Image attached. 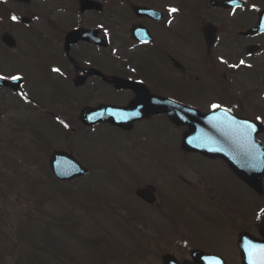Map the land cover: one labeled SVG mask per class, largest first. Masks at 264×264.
I'll return each mask as SVG.
<instances>
[{
	"label": "rangeland",
	"instance_id": "rangeland-1",
	"mask_svg": "<svg viewBox=\"0 0 264 264\" xmlns=\"http://www.w3.org/2000/svg\"><path fill=\"white\" fill-rule=\"evenodd\" d=\"M0 1L18 15L8 25L0 14V75L24 78L17 92L0 88V235H6L0 246L16 240L26 227L37 239V246L29 249L38 252L33 258L37 264H161L166 253L191 260L194 249L243 264L237 247L242 230L236 224L244 222L243 231L261 237L264 199L222 159L184 151L181 141L188 127L173 124L165 115L138 122L127 133L108 124L92 128L81 123L85 107L125 106L135 94L94 82L78 89L69 82L77 63L83 68L100 63L101 70L118 77L139 70L151 92L163 89L147 51L131 39L128 4L100 0V11L80 14L69 7V0ZM211 1L131 0V5L164 11L168 25L161 32H178L184 38L183 64L200 82L197 92L185 94L182 102L208 112L220 104L216 94L226 89L239 99L248 94L243 108L225 94L223 106L264 124V34L248 38L241 33L256 25L264 0H243L240 9L212 7ZM170 8L178 11L170 13ZM80 22L84 31L96 28L108 43L98 47L80 42L70 53L81 57L69 64L64 40ZM208 22L218 30L210 49L203 37ZM4 32L15 37L14 50L2 44ZM253 44L259 50L250 55L247 48ZM207 57L215 63L207 64ZM164 74L173 78L169 71ZM54 112L66 119L68 140L51 116ZM41 137L46 148L39 151ZM258 140L264 144V132ZM53 150L74 153L88 173L64 183L52 178L48 159ZM147 185L155 187L160 208L136 196L135 190ZM176 229L181 232L176 234ZM10 250L4 259L13 264L17 250Z\"/></svg>",
	"mask_w": 264,
	"mask_h": 264
},
{
	"label": "water",
	"instance_id": "water-1",
	"mask_svg": "<svg viewBox=\"0 0 264 264\" xmlns=\"http://www.w3.org/2000/svg\"><path fill=\"white\" fill-rule=\"evenodd\" d=\"M91 1H85L83 3V11H87L91 8L100 9V5H90ZM216 5L223 6H236L237 3L228 5L226 0H218L213 2ZM135 12L138 15H153L156 11L148 9L147 7L133 6ZM258 24L245 32V35H258L264 32V9L259 13ZM142 30L141 27L133 28L132 34L135 37H141L139 32ZM81 28L78 31L72 32L68 35L66 39V49L69 50V47L72 44L78 43L79 40L92 41L98 45H105L106 41L103 39L99 40L97 37V31L90 30L85 34H81ZM216 28L214 25L209 24L204 30V37L206 39L208 47L212 46L216 40ZM2 42L5 45H8L11 49H14L16 46L15 38L9 34L4 33L2 36ZM258 47L253 46L248 49L249 52L253 53L257 50ZM92 73L99 74L98 72L91 70L88 73V76H91ZM110 83H112L118 90H133L136 94V97L129 103V106L119 107V106H110L104 105L100 108H86L82 112V121L90 126L95 124L108 122L113 126L121 127L124 130L132 129L134 122L140 119L148 118L151 114L166 113L172 119V121L177 125H187L189 131L184 134L182 141V146L186 151L189 152H199L206 156L214 157L220 156L231 165L232 169L247 185L251 186L256 190L258 194L264 195V186H262V179L264 178V164L260 163L261 159H264V145L257 140L258 134L262 133L264 126L259 123L249 119H242L236 115H233L231 112L228 114L230 117H234L237 121H249L256 125V131L252 133L251 140L252 145L248 147L251 148L253 156L255 159L247 158L244 156L245 146H242V142L236 135H229L225 130H217L210 123V118L215 116H223L225 109H216L212 113L206 114L200 112L193 107H188L183 104L176 103L172 100H168L161 96H155L149 92L147 87L142 83L137 81H131L127 79H122L119 77H113L111 80L104 77ZM87 76H81L76 79V85L81 87L85 83ZM23 83V78L20 81L13 80H0L1 87H10L17 91ZM117 113V115H113ZM138 113V115L136 114ZM93 117L88 119L87 117ZM197 137H204L206 139L197 140ZM210 138V139H209ZM50 167L52 173L56 177L64 181H72L76 177L85 176L87 173V168L78 161L75 156L66 151H55L50 157ZM154 190V189H153ZM138 197H141L145 201L151 203L154 202L155 197L152 192L147 191V189L140 188L136 190ZM251 244H264V232L263 239L256 240L251 235L247 233H242L240 235V249L242 251V258L244 264H249L248 256V243ZM193 257L195 262H201L202 264H207V261L204 257H215L220 261V264H228L225 260L219 255L215 254H206L201 251L194 252ZM163 264H194L187 262L179 263L177 260L166 257Z\"/></svg>",
	"mask_w": 264,
	"mask_h": 264
},
{
	"label": "flooded vegetation",
	"instance_id": "flooded-vegetation-1",
	"mask_svg": "<svg viewBox=\"0 0 264 264\" xmlns=\"http://www.w3.org/2000/svg\"><path fill=\"white\" fill-rule=\"evenodd\" d=\"M85 0H69L70 5L69 7L72 10L78 11L81 10L83 7V2ZM92 2L89 3L90 5H101L102 0H91ZM135 1V0H134ZM124 3L128 4L127 11H126V18H128L129 21H131V27L132 30L134 25H143L150 31L147 33L145 39H149L147 43H142L138 40H135L134 38L131 39L134 40V43L139 46L145 48L148 55V61L149 65L152 66L155 70V78L157 79V82L160 83V87L163 88L161 91L155 93L160 94L164 96H172V98L177 97L176 93H182V94H190L192 92H197L199 82L200 80L198 77L194 76L193 70L190 66H185L183 63H185L184 59V51H185V43L184 38H182V35L178 32L176 33H162L161 29L163 26L166 25V17L165 14H163L164 19L157 20L155 17H148L144 16L143 18L137 17L133 5H131V0H123ZM137 4V3H136ZM139 4V3H138ZM141 5V4H140ZM143 6V5H142ZM85 13V12H84ZM82 14V13H81ZM91 28V27H90ZM96 30V28H93ZM130 30V32H131ZM99 34V31H98ZM100 36V35H99ZM82 41H79V43ZM79 43L72 45L77 46ZM75 54L72 56L70 53L67 56L69 64L75 63L77 59L81 57L79 53L74 52ZM92 68L99 71L101 74L107 75L109 77H112L113 75H108L103 70H101L99 67L91 66L89 68H83L81 65L77 63L76 70L74 74H71V77L69 79V82L74 86L75 79L78 76H81V73L87 72L91 70ZM160 68H166L164 71H160ZM170 72L173 75V78H166L167 76L164 73ZM125 77L128 78H136V79H142L144 77L143 74L138 73L135 74V76H130L128 73L123 74ZM174 75H179L178 79L174 78ZM123 76V77H124ZM97 83L99 84V87H113L112 84L108 83L102 75L99 74H93L91 77H89L86 80V83L84 86H86L89 83ZM83 86V87H84ZM81 87V88H83ZM156 201H158V197L156 196ZM158 202L155 204L157 205ZM153 204H151L152 206ZM158 208H160L159 205H157ZM157 208V209H158Z\"/></svg>",
	"mask_w": 264,
	"mask_h": 264
},
{
	"label": "snow or ice",
	"instance_id": "snow-or-ice-1",
	"mask_svg": "<svg viewBox=\"0 0 264 264\" xmlns=\"http://www.w3.org/2000/svg\"><path fill=\"white\" fill-rule=\"evenodd\" d=\"M232 3L235 4L236 0H232ZM178 9L176 8H170L169 12L174 13L177 12ZM13 20H16L17 17L13 16ZM171 23V21H169ZM226 63V61H224ZM240 64H244V61L241 60ZM239 65H232V67H238ZM250 67V65H249ZM54 71H59V69H54ZM5 79H11L13 81H20L22 79L21 76H12V77H5L0 75V80ZM22 96H25L26 94L21 93ZM213 110L221 109L223 106L220 104H213L211 105ZM230 109L224 110L223 116H215L213 115L210 118V123H212V126L216 128L217 130H225L227 134L229 135H236L242 142V146H245L244 156L247 158L255 159L253 156V153L251 151V148L248 147L249 145H252L253 142L251 140L252 133L256 131V125L249 122V121H237L234 117H230L228 114L230 113ZM138 115V113H136ZM113 115H117V113H113ZM88 119H92L93 117L89 116ZM257 120H260V117L256 118ZM63 123V121H61ZM65 127H68L67 124L64 125ZM197 140L206 139L204 137H197ZM210 139V138H209ZM264 155V154H262ZM260 163L264 164V159H261ZM248 243V256H249V264H264V244L256 245ZM204 259L207 261V264H220V261L215 257H204Z\"/></svg>",
	"mask_w": 264,
	"mask_h": 264
},
{
	"label": "trees",
	"instance_id": "trees-1",
	"mask_svg": "<svg viewBox=\"0 0 264 264\" xmlns=\"http://www.w3.org/2000/svg\"><path fill=\"white\" fill-rule=\"evenodd\" d=\"M0 14H2L5 17V19L10 20L11 13L9 12V10L7 8H4V6L1 4H0ZM62 124H65V122L63 121ZM38 145H40L38 147L39 151L43 150V148H46L44 145V141H43L42 137L40 138V143H38ZM34 161L37 162V159H34ZM51 177L53 178L52 175H51ZM2 235L6 236L4 234L0 235V245L5 242L2 239ZM6 238H8V237H6ZM15 239L16 240H14L13 238L8 239L9 242H8L6 247L0 246V264H9L4 259L5 256L8 254V251H6L7 248H10L11 252H12L13 248H15V250H17L16 256H15L16 258L14 260L15 262L13 264H37L36 261H33V258L36 255H38V252H36V251L31 252V250H29L30 247L35 248L37 246V244L35 243V242H37V239H35L33 237L32 232L28 228L23 227L20 229L18 234H16ZM144 247H145V245L142 246V250L144 249Z\"/></svg>",
	"mask_w": 264,
	"mask_h": 264
}]
</instances>
